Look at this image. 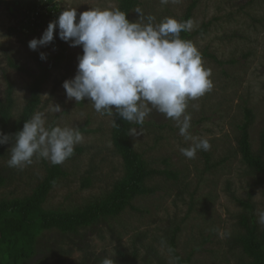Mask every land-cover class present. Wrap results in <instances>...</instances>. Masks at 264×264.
<instances>
[{"label": "rangeland", "instance_id": "obj_1", "mask_svg": "<svg viewBox=\"0 0 264 264\" xmlns=\"http://www.w3.org/2000/svg\"><path fill=\"white\" fill-rule=\"evenodd\" d=\"M55 1L63 10L76 8L77 19L90 8L117 9L119 5L118 0ZM140 1L137 8L143 16L136 8L130 20L142 24L147 23L149 15L155 18L154 24L167 17L181 21L196 2L188 40L201 54H213L223 63L202 57L204 67L211 72L213 87L202 97L189 100L185 114L191 116L190 134L207 139L210 150H198L192 159L185 157L181 149L191 147L193 141L180 135L175 120L148 104L150 111L144 121L148 125L137 127L140 135L133 136V145L151 167L174 170L179 173L178 180L156 176L148 185L157 191L133 200L137 209L127 207L120 215L78 233L45 232L38 239V253L27 264H102L105 258L121 264L120 253L131 256L135 250L137 264H179L170 250L177 227V252L190 257L192 264H246L249 260L235 240L245 234L243 214L260 229L263 227L258 211H264V174L254 172L243 161L238 140L245 109H251L254 120L249 128L250 141L254 152L260 150L264 131V0ZM16 23L9 10L0 6V100L6 99L11 85L14 118L20 117L32 91L33 77L27 71L39 74L41 65L54 62L61 44L67 48L61 66L51 70L42 87L35 113L43 112L47 125L86 127L89 132L82 133L83 141L74 148L83 150L63 162L68 175L54 186L43 205L49 210L65 211L84 207L106 197L126 174L123 158L112 141L114 116L96 112L88 100L77 103L66 95L63 84L77 74L82 45L71 46L59 38L57 31V39L34 51L29 42L40 38L45 30L28 36L11 34L10 28ZM41 53L46 59H41ZM231 60L236 62L229 63ZM11 61L26 70L12 67ZM56 104L62 108L60 113L49 110ZM13 144L0 157V176L6 177L0 185V199L32 194L46 175V162L50 163L34 156L32 163L22 169L9 167ZM205 153L211 155L210 164ZM87 178L91 185L84 187ZM238 200L249 201L252 207L246 208Z\"/></svg>", "mask_w": 264, "mask_h": 264}, {"label": "clouds", "instance_id": "obj_2", "mask_svg": "<svg viewBox=\"0 0 264 264\" xmlns=\"http://www.w3.org/2000/svg\"><path fill=\"white\" fill-rule=\"evenodd\" d=\"M167 4L169 0H160ZM173 3L178 0H172ZM136 12L143 16L139 8ZM76 8H66L51 21L40 38L29 42L31 50L47 46L54 41L57 28L59 38L71 46L83 47L78 57L77 74L63 84L69 100L77 103L88 100L96 112L119 115L124 121L143 125L150 109L148 104L167 118L176 121L180 135L191 147L182 148V154L195 158L198 150H210L207 139L193 137L189 129L191 116L185 114L189 100L202 97L213 87L211 72L204 67L197 47L180 37L190 31L191 19L178 21L167 17L154 24V17L147 16V23L130 22L119 9L90 8L79 14ZM46 59V54H40ZM53 113H60L59 104L50 106ZM113 126H119L113 120ZM129 135L139 136L137 128ZM14 137L8 166L22 169L38 156L53 165L61 164L74 154L76 145L83 141L78 128L46 124L43 112H36L25 121L23 130L15 136L0 132V145ZM259 223L264 226V211H258ZM102 264H113L105 258Z\"/></svg>", "mask_w": 264, "mask_h": 264}, {"label": "trees", "instance_id": "obj_3", "mask_svg": "<svg viewBox=\"0 0 264 264\" xmlns=\"http://www.w3.org/2000/svg\"><path fill=\"white\" fill-rule=\"evenodd\" d=\"M119 10L125 12L129 21L131 13L140 5V0H118ZM254 0H251V2ZM250 2V3H251ZM0 6L6 7L11 15L17 19V23L10 28L11 34L22 33L26 36L35 34L39 29L48 27V24L57 19L63 9L55 0H0ZM196 2L192 3L181 21L191 19L192 10ZM208 24L204 25L202 31L205 32ZM57 31L59 29L57 28ZM56 31V32H57ZM191 36L189 31H182L180 37L188 40ZM56 39L58 37H55ZM67 48L61 44V52L55 57L54 62L42 67L39 74L27 71L33 77L31 85V97L28 100L22 114L14 118V100L12 96V86L9 85L6 99L0 100V132L5 135L15 136L23 130L25 121L32 118L41 103L40 92L43 85L50 77L51 70L61 66L66 57ZM202 57H211L219 63L213 54L204 52ZM231 60L229 63H235ZM11 66L25 71L26 68L10 62ZM119 126L114 127L112 123V141L116 151L123 158L126 174L123 179L114 184L113 190L104 198L73 210H49L43 204L60 179L66 177L68 172L64 169L63 163L53 165L46 162V175L37 184L32 194L25 197H15L13 199H0V264H27L31 258L38 253V239L47 231L57 230L61 233H78L81 229L95 225L101 221L116 217L127 207L137 209L133 200L138 197L153 194L156 188L150 187L148 181L156 176H165L178 180L179 173L171 169H159L151 167L133 145V136L129 135L131 128L144 127L124 121L114 110V118ZM204 120V119H202ZM254 120V113L251 109H245V122L239 125L241 135L238 140L239 152L243 161L254 171L264 174V131L261 134V147L256 153L252 149L249 128ZM156 125L154 122H150ZM149 123V124H150ZM54 126V124L52 125ZM165 125H160L163 128ZM81 133L89 132L86 127L79 128ZM15 142L14 137H10L7 144L0 145V157L5 154L7 147ZM83 149L77 147L74 152L80 153ZM73 155L70 157L72 158ZM208 164L211 155L205 153ZM69 159V158H68ZM167 161V160H166ZM216 165V164H215ZM215 165H211L213 167ZM209 167V168H210ZM6 177L0 176V185L6 182ZM91 185V179L84 180L83 186ZM246 208H251L249 201L238 200ZM241 224L245 228V234L235 240L241 247L243 253L248 257L246 264H264V226L260 229L259 224L254 220L249 221L248 215L243 214ZM171 236L170 250L179 264H192L191 258L182 257L177 252L176 232ZM209 240V237H206ZM138 251L135 250L131 256L120 253L121 264H137Z\"/></svg>", "mask_w": 264, "mask_h": 264}]
</instances>
